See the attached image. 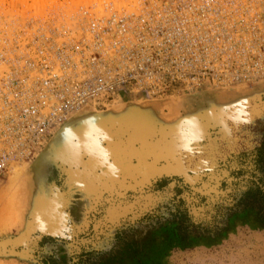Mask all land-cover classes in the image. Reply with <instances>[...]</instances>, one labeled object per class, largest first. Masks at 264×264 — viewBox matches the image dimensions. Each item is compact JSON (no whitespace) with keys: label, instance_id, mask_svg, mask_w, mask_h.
<instances>
[{"label":"rangeland","instance_id":"1","mask_svg":"<svg viewBox=\"0 0 264 264\" xmlns=\"http://www.w3.org/2000/svg\"><path fill=\"white\" fill-rule=\"evenodd\" d=\"M100 1L0 0V50L75 34ZM247 125L264 132V80L78 109L32 159L0 173V264H264V219L253 209L185 240L167 221L177 198L203 222L241 191L231 171L242 167L236 141L249 144ZM163 177L185 191L175 194V179L156 187Z\"/></svg>","mask_w":264,"mask_h":264},{"label":"built area","instance_id":"2","mask_svg":"<svg viewBox=\"0 0 264 264\" xmlns=\"http://www.w3.org/2000/svg\"><path fill=\"white\" fill-rule=\"evenodd\" d=\"M91 7L75 34L0 50V173L32 159L84 106L264 80V0H101Z\"/></svg>","mask_w":264,"mask_h":264},{"label":"trees","instance_id":"3","mask_svg":"<svg viewBox=\"0 0 264 264\" xmlns=\"http://www.w3.org/2000/svg\"><path fill=\"white\" fill-rule=\"evenodd\" d=\"M246 130L251 132V139L249 144L243 143L241 140L236 141V155L240 160L242 167H237L231 171V177L238 178L242 181L241 191L236 194H228L230 200L228 206H214V212L209 215L205 221L194 222L190 219L188 214V204L182 198H177L172 204L171 208H167V221L173 223L171 230L174 231L180 240L187 239L188 235H214L220 228L221 219L224 216L230 215L238 209L254 210L256 215L264 219V132L258 130L253 125L245 126ZM242 138L244 136H241ZM171 179H175V194L179 195L185 188H178L181 185L179 178H159L155 180L156 187H162L168 184ZM236 191V190H235ZM157 212H151L146 217H155ZM168 223V225H169ZM51 239L50 237L42 238Z\"/></svg>","mask_w":264,"mask_h":264},{"label":"bare ground","instance_id":"4","mask_svg":"<svg viewBox=\"0 0 264 264\" xmlns=\"http://www.w3.org/2000/svg\"><path fill=\"white\" fill-rule=\"evenodd\" d=\"M85 120V119H84ZM87 121V120H86ZM91 121H93V120H91ZM79 122H81V121H79ZM84 122V121H83ZM82 122V123H83ZM88 122H90V121H87L85 124H83L82 126H81V130H83L84 128H87V123ZM96 122V121H95ZM104 123V122H103ZM79 124V123H78ZM76 125V124H75ZM79 125H81V124H79ZM102 125V124H101ZM101 127V126H100ZM89 128H91V127H89ZM95 130V129H94ZM102 130V129H101ZM98 131V130H97ZM109 131V130H108ZM106 132V131H105ZM60 133V132H59ZM178 134V133H177ZM66 136H67V134H66ZM61 138V137H60ZM53 141V140H52ZM56 141V140H55ZM65 142V141H64ZM60 143H61V141H60ZM59 143V144H60ZM63 144V143H62ZM62 146H64V145H62ZM71 146V145H70ZM70 146H69V148H70ZM87 146V145H86ZM75 147V146H74ZM55 152V151H54ZM167 162V161H166ZM16 170H14V172H15ZM18 171H16L14 174H16ZM14 178V177H13ZM11 187V186H10ZM3 191V190H2ZM5 198V197H4Z\"/></svg>","mask_w":264,"mask_h":264},{"label":"crops","instance_id":"5","mask_svg":"<svg viewBox=\"0 0 264 264\" xmlns=\"http://www.w3.org/2000/svg\"><path fill=\"white\" fill-rule=\"evenodd\" d=\"M122 96V100H126V98L128 97V98H130V96L128 95V94H122L121 95ZM135 111H139V110H135ZM118 113H120V112H116V114L118 115ZM112 116V115H111ZM111 116H105L106 117V120L107 119H111V118H113V117H111ZM92 118V117H91ZM92 120V119H91ZM41 158H42V156H41Z\"/></svg>","mask_w":264,"mask_h":264}]
</instances>
